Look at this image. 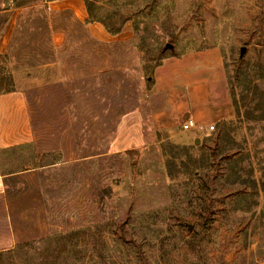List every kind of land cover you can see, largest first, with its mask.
Returning a JSON list of instances; mask_svg holds the SVG:
<instances>
[{
	"label": "rangeland",
	"instance_id": "rangeland-1",
	"mask_svg": "<svg viewBox=\"0 0 264 264\" xmlns=\"http://www.w3.org/2000/svg\"><path fill=\"white\" fill-rule=\"evenodd\" d=\"M48 1L0 0L35 135L0 152L32 169L0 180V264H264V0ZM215 48L235 119L158 132L159 67Z\"/></svg>",
	"mask_w": 264,
	"mask_h": 264
},
{
	"label": "crops",
	"instance_id": "crops-1",
	"mask_svg": "<svg viewBox=\"0 0 264 264\" xmlns=\"http://www.w3.org/2000/svg\"><path fill=\"white\" fill-rule=\"evenodd\" d=\"M47 3L51 8L66 6L75 17L82 20L86 18L81 0H59ZM3 12H10V10ZM12 19L13 17L11 21ZM5 34L4 37L7 36V38L0 41V53L2 54L9 53V41L7 40L11 37L12 31L10 33L8 28V34L7 32ZM62 37L63 32H54V47L62 45ZM220 62L219 50L215 48L195 52L175 62L167 60L159 67L158 84L161 91L165 92L166 102L165 106L153 115V124L158 132H167L172 138L178 134L177 131L189 117L194 118L202 127L235 119L236 112L231 101L220 99L215 95V86L221 80ZM54 64H56L54 61H45L41 67L47 70ZM34 141L31 109L26 93L19 89L1 91L0 152L3 149L21 147ZM195 142L198 144L199 139H195ZM42 168H34L33 171ZM28 171L32 169L19 172L4 171L6 174H3V165L2 170L0 165V180Z\"/></svg>",
	"mask_w": 264,
	"mask_h": 264
},
{
	"label": "built area",
	"instance_id": "built-area-1",
	"mask_svg": "<svg viewBox=\"0 0 264 264\" xmlns=\"http://www.w3.org/2000/svg\"><path fill=\"white\" fill-rule=\"evenodd\" d=\"M195 128L213 131L215 129V125L210 124L207 127H202V126L198 125L197 121L194 118L189 117L183 122V124L181 126L182 131H190V130H193Z\"/></svg>",
	"mask_w": 264,
	"mask_h": 264
},
{
	"label": "trees",
	"instance_id": "trees-1",
	"mask_svg": "<svg viewBox=\"0 0 264 264\" xmlns=\"http://www.w3.org/2000/svg\"><path fill=\"white\" fill-rule=\"evenodd\" d=\"M105 26H106V24H105ZM106 28H107V30L109 31V33H111V34H118L121 30L120 29H118V30H116V31H113V30H111L109 27H107L106 26ZM7 91H11V90H7ZM22 147V146H21ZM17 148V147H16ZM13 149H15V148H13ZM7 149H3V151H6ZM0 165H1V170H2V162L0 163ZM38 167H41V165H36L35 166V168H38ZM22 170H26V169H21V170H16V171H11V172H19V171H22ZM3 174H6L4 171H3Z\"/></svg>",
	"mask_w": 264,
	"mask_h": 264
}]
</instances>
